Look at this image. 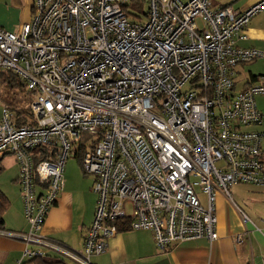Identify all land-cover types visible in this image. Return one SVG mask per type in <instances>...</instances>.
Here are the masks:
<instances>
[{
    "label": "built area",
    "instance_id": "1",
    "mask_svg": "<svg viewBox=\"0 0 264 264\" xmlns=\"http://www.w3.org/2000/svg\"><path fill=\"white\" fill-rule=\"evenodd\" d=\"M138 1L33 0L18 31L0 27V71L32 96L28 123L16 124L7 105L0 117V159H15L27 223L0 235L22 240L24 259L52 250L93 264L121 223L149 230L159 250L211 242L217 193L249 221L229 187L264 186L262 134L243 128L261 123L264 75L239 88L235 78L264 49L236 40L264 0L240 11L209 0H146L143 10ZM70 155L96 195L80 249L40 233Z\"/></svg>",
    "mask_w": 264,
    "mask_h": 264
},
{
    "label": "crops",
    "instance_id": "2",
    "mask_svg": "<svg viewBox=\"0 0 264 264\" xmlns=\"http://www.w3.org/2000/svg\"><path fill=\"white\" fill-rule=\"evenodd\" d=\"M209 1L213 9L228 5L240 11L258 0ZM32 4L33 0H0V27L9 31H18L22 24L30 20ZM242 33L244 38L236 40L237 46L264 49V9L249 19ZM243 66L236 68L237 88L242 86L248 75L249 78L255 76L251 72L245 73ZM256 106L261 112L257 102ZM261 123L243 128L259 131L250 127H258ZM261 148L264 163L262 139ZM7 156L12 157L8 160L10 163L16 164L12 155H5L0 159V172L5 169L1 161ZM17 177L18 169L14 176V181L18 185ZM91 187L87 182L86 192L89 195L87 198H75L74 189L69 183L67 185L66 180L55 204L49 209L41 225L40 233L59 240L73 249H80L84 233L94 215L95 201ZM2 192L4 193L3 190ZM247 192L248 196L243 193L240 196L238 194L240 201L234 202L247 215L249 221L245 223L236 207L223 194H216L214 205L218 237L211 242L206 238H197L178 242L166 250H159L149 230H118L114 236L107 239L104 252L91 256V262L93 264H264V186H253ZM7 198L9 206L3 215L5 229L25 231L27 223L23 215L22 200L16 198L15 194L10 195L11 199L8 196ZM12 200L15 208L9 212ZM237 234H242L244 237L241 243L234 242V236ZM23 247L22 240L0 235V264H19L24 260Z\"/></svg>",
    "mask_w": 264,
    "mask_h": 264
},
{
    "label": "rangeland",
    "instance_id": "3",
    "mask_svg": "<svg viewBox=\"0 0 264 264\" xmlns=\"http://www.w3.org/2000/svg\"><path fill=\"white\" fill-rule=\"evenodd\" d=\"M137 3H139V5L141 6L143 10H145L148 6V2L146 0H139ZM197 22L198 24L200 23L199 21ZM242 69L245 73L251 72L252 75L264 74V59H257L252 62H247L245 63ZM4 76L6 75H2L0 77V117H1L2 106L5 104L4 98L6 100H10L11 92L16 94L17 95L16 97H18V99H22L21 101L22 103L28 102L27 95L23 93V90L20 91L19 87L10 85V83L4 80ZM247 78H249V75L247 76ZM247 78H245V80ZM255 99L258 104V107L260 108L262 112L263 120L260 126L250 127V128L258 129L259 131H261L262 147L264 148V94H257ZM11 158H12L11 156H7L4 158V161H1V164L5 166V169H3V171L0 172V188L4 191V193L9 198H10V195L15 194L16 198L21 200L18 185L14 181L15 179L14 176L17 173L18 167L15 163L13 164V163H10V161H8ZM62 178L65 183L67 180V185L69 183V186H71V188L74 189L75 198L77 197L81 199V198H87L89 196L86 192L87 182H88L89 187H91L92 179L90 176L83 173L81 166L79 165L77 158L75 156L70 155L68 159L66 160L64 164V170L62 172ZM253 186L255 185L250 184V183H239V184L230 186L229 191H230L233 202L239 203L240 200L237 197L238 194L240 196L241 193H243L248 196L249 193L247 191L248 189H251ZM92 196H94V201H95V193ZM199 197H200V200L202 201L203 197L201 194H199ZM11 203H12V207L10 208L9 212H12L13 209L15 208L14 200H12ZM94 210H95V207H94ZM47 255L56 256L57 254L56 252H53L52 250H50V252ZM63 258H65L68 264H76L75 261L69 257L65 256Z\"/></svg>",
    "mask_w": 264,
    "mask_h": 264
},
{
    "label": "trees",
    "instance_id": "4",
    "mask_svg": "<svg viewBox=\"0 0 264 264\" xmlns=\"http://www.w3.org/2000/svg\"><path fill=\"white\" fill-rule=\"evenodd\" d=\"M2 75L4 76V80L10 83V85L19 87L20 91L23 90V93L27 95L28 102L22 103V99H18L16 97L17 95L13 92L10 93L11 99L6 100L4 98L5 104L8 106V108L12 111L15 117L16 124H25L29 122L30 119V109H29V98H31V92L28 91L23 82L20 81L13 73H11L9 70H1L0 71V77ZM37 150L42 158H47L46 149L43 146L37 147ZM77 160L79 162L78 156ZM80 164V163H79ZM84 173V172H83ZM9 206V199L7 196L2 192L0 189V230H6L4 227V218L3 215L6 211V209ZM129 229L125 223L118 224V230H125ZM61 242V241H60ZM65 245V244H64ZM67 246V245H66ZM69 247V246H67ZM71 248V247H70ZM73 249V248H72ZM65 257L62 255H56V256H33L29 258H25L23 261H21L19 264H68V262L65 260ZM67 257V256H66Z\"/></svg>",
    "mask_w": 264,
    "mask_h": 264
}]
</instances>
